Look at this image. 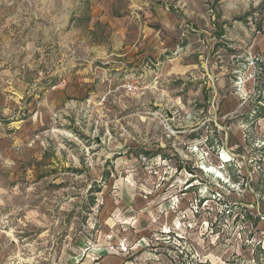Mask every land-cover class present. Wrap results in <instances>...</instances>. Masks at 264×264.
I'll list each match as a JSON object with an SVG mask.
<instances>
[{
    "label": "rangeland",
    "instance_id": "obj_1",
    "mask_svg": "<svg viewBox=\"0 0 264 264\" xmlns=\"http://www.w3.org/2000/svg\"><path fill=\"white\" fill-rule=\"evenodd\" d=\"M0 264H264V0H0Z\"/></svg>",
    "mask_w": 264,
    "mask_h": 264
},
{
    "label": "bare ground",
    "instance_id": "obj_2",
    "mask_svg": "<svg viewBox=\"0 0 264 264\" xmlns=\"http://www.w3.org/2000/svg\"><path fill=\"white\" fill-rule=\"evenodd\" d=\"M227 161V160H226ZM218 177V176H217ZM221 177V176H220Z\"/></svg>",
    "mask_w": 264,
    "mask_h": 264
},
{
    "label": "built area",
    "instance_id": "obj_3",
    "mask_svg": "<svg viewBox=\"0 0 264 264\" xmlns=\"http://www.w3.org/2000/svg\"><path fill=\"white\" fill-rule=\"evenodd\" d=\"M223 160V159H222Z\"/></svg>",
    "mask_w": 264,
    "mask_h": 264
}]
</instances>
